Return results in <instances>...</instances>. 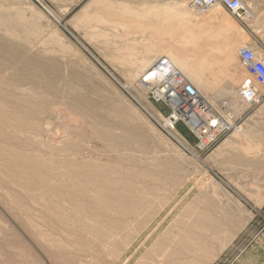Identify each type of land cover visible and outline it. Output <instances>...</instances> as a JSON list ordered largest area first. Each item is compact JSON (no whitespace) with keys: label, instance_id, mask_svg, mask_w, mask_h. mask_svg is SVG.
I'll use <instances>...</instances> for the list:
<instances>
[{"label":"rangeland","instance_id":"obj_1","mask_svg":"<svg viewBox=\"0 0 264 264\" xmlns=\"http://www.w3.org/2000/svg\"><path fill=\"white\" fill-rule=\"evenodd\" d=\"M189 3L0 0V19L9 34L1 20L0 33L49 62L42 76L31 70L29 82L36 79L45 89L40 91L71 98L78 78L87 95L83 102L95 118L103 117L128 139L117 152L92 136L97 148L92 152L76 138L80 152L66 158L61 152L50 156L43 136L16 135L7 127L13 136L3 145L7 150L25 153L27 142L48 152L44 156L51 157V165L44 173L50 186L43 185L41 171L32 181L9 182L8 173H24L20 163L0 170V264H244L249 254L252 264H264V101L237 113L230 105L233 96L224 92L237 91L246 76L238 57L241 46L264 50V0H251L256 18L245 23L223 8L201 17ZM218 14L227 19L222 22ZM27 25L33 33H27ZM150 54L185 73L216 112L232 114L227 117L232 129L209 149H198L184 122L176 129L164 126L171 109L150 99L140 83L143 73L156 69L144 67ZM50 108L38 121L42 126L51 122V130L58 132L59 118L56 111L51 116ZM66 160L122 161L129 178L122 188L128 200L139 198L140 213L131 211L134 201L124 208L114 198L93 201L96 190L92 198L83 196L85 186L70 182ZM58 188L59 198L54 196ZM98 203L109 212L97 213ZM77 206L83 210L77 212ZM60 241L64 244L57 245Z\"/></svg>","mask_w":264,"mask_h":264},{"label":"bare ground","instance_id":"obj_2","mask_svg":"<svg viewBox=\"0 0 264 264\" xmlns=\"http://www.w3.org/2000/svg\"><path fill=\"white\" fill-rule=\"evenodd\" d=\"M216 8H218V7H216ZM177 9L179 10L178 7H177ZM210 11L211 12H205V13H195L194 11L193 12L197 15H200V16L204 15L205 16V15H209V14H214L213 12L217 11V10H214V11L210 10ZM206 13H208V14H206ZM216 15H217V13H216ZM218 15H220V14H218ZM204 16H201V17H204ZM205 18H206V16H205ZM2 19H0L2 24L5 25V28L8 30V26L6 27L7 24ZM87 19H89V18H87ZM218 19H220L223 22L227 18L222 17L220 15V16H218ZM228 19H231V18L228 17ZM88 21H90V20H88ZM27 28L30 29L27 31L28 34L33 33L30 26L27 25ZM11 32H12V30H11ZM8 34H9V30H8ZM36 46H38V45H36ZM238 55H239V52H238ZM157 60H158L157 58L154 59V56L152 54H150V56L148 57L144 67H149L152 65L154 66V64L157 62ZM48 63L46 60H44V59H42L36 55H33V54L29 55V53L27 54L25 52V50L20 45L14 43L12 40L8 39V37H5L4 35H2L0 33V158H1L0 159V170L1 171L2 170L8 171L7 169L17 168L16 163H20L21 167L23 169L25 168L24 173H23V171L21 172V170H19V169L15 172L8 173L6 176L7 177L6 179L9 182H13V181L16 182V181H22V180H25L27 182L32 181V180H34L33 177L35 176V173L37 171H41V172H43V174L39 177L40 180L42 181L43 185L50 186L48 183V177L45 176L44 171H47V168H49V164H50L49 160L50 159H48V158H51V157L44 156V152H47V151H43L42 148L38 149V147H35L34 145L31 146L27 142L24 143V145H26V146H24L25 153L23 151H20V153H21L20 154L19 152H16V151L13 152L11 150H7L3 145L9 144V142L10 141L12 142V139H13L12 134L9 132H6V128L9 126H12L14 129L17 130V131H15L16 135L22 134L23 132L24 133L27 132L30 134V137L35 138V137H42L43 136L45 140L47 139V142L45 143V141H43V144H45V146L51 150L50 156H56L55 155L56 153L61 152V153H65L64 157H66V158L70 157L71 154H74L78 151L80 143L78 144L76 138L80 139V141L83 142L82 147L84 150H86V151L91 150L92 152H94L97 149L93 145L94 143L91 140L92 136H94V137L96 136L97 138L104 140V142H108V144H110L112 146L111 148L117 152L122 151V148L125 147L124 145L127 143V140H128L125 133L116 134V132H114V130H113L114 127L111 124H109L110 122L109 123L106 122V120H104L103 117L101 118V116H100L101 119H98V117L95 118L94 113L92 112V109H89L88 107H86V104H84L83 101L86 100L87 95L82 93L81 87L79 86L80 82H79L78 78L77 79L75 78L74 82H76V83L74 84V87H73V90L76 92V95L71 97V98L66 97L63 93H59L58 88L55 89V87H54V89L57 90V92L59 94L55 93V94L51 95V93L47 94L48 92L40 91V90L44 89V87L40 86V88H42V89H40L38 87L39 81L36 79H33L32 82H29L31 70L37 71L36 73L39 76H42V74H44L46 72V70L48 69V65H47ZM68 64L69 63H67V65L66 64H64V65L68 66ZM54 69H56V68H54ZM180 72H182V71H180ZM183 74L187 77V75L185 73H183ZM85 78L87 79V77H85ZM187 79H188V77H187ZM196 88L200 93L201 91L199 90V88L197 86H196ZM55 90L52 92H55ZM224 92L233 96L232 97L233 98L232 103L230 105H232L235 112L238 113V112L242 111V109H245L246 106L249 105L245 102V100L241 96H239L238 89L236 91L233 88H229V89H225ZM157 93H158V96H161V92L157 91ZM49 95H51L53 97L49 98ZM204 100L207 101L206 99H204ZM207 103H208V106L212 107V109L215 111V107H213L214 105L211 104L210 101L209 102L207 101ZM226 105L229 106V104H226ZM48 107L49 108L51 107L50 108L51 109V113H50L51 116H52V114H55V111H56V114L59 118L60 126H59L58 132H53L51 130V126H52L51 122L47 121L46 124L42 126V124H40L38 121L39 116L42 112L49 113V112H46ZM168 107H170V106H168ZM91 108H93V107L91 106ZM174 111H176V110H174ZM173 115L175 116V119H176V117H178L174 112H173ZM174 116H173V118H174ZM173 118L172 117H170V118L165 117L164 126L165 127H172L173 126L172 129H176V126H174L176 120H174ZM228 118L226 117V120L228 121V123L229 124L231 123V125H233V121L231 119L229 120ZM90 134H92V135H90ZM135 134H136V132H135ZM137 135H138L137 136L138 139L144 138L141 134H137ZM55 137L56 138L57 137L62 138V139L64 138L63 139L64 141L61 139L55 140ZM15 147H17V146L15 145ZM38 151L43 152V154L37 155L36 152H38ZM78 152H80V151H78ZM84 153H85V151H84ZM4 154H5V158H2L1 156H3ZM15 155H17V157H14ZM121 162L122 161H119V162L117 161L116 165L106 164V163H101V162H98V163L94 162L91 165L90 163L82 164L80 162L81 164H79V163L73 162L72 160H66L64 164H66L67 172L70 173V182H72L75 185V183L77 184V181H80L81 182L80 184L82 186H85L84 190L81 191L83 193V196H87L88 198L89 197L92 198L91 194H93V192L96 190L95 195L92 198L93 201L95 199H98L99 197H100L101 202H104L105 198H114L124 208L129 207L130 206L129 204L134 201L136 206H132V208H134V209H131V211L135 214H139L141 209H142L141 208L142 204L139 202V198L135 197L134 198L135 200L134 199L128 200L125 189L122 188V186L124 187L127 183L129 184V178L126 176V169L120 165ZM83 163H86V162H83ZM109 163H111V162H109ZM112 163H114V162H112ZM64 164H62V166ZM56 165H57V163H56ZM60 165H61V163H60ZM52 167H53V165H52ZM53 170L54 169H52V172H53ZM138 171H140V170H138ZM48 172H50V170ZM128 172H130V171H128ZM135 174L137 175V173H135ZM53 184H56V182L52 183L51 185H53ZM136 184H138V183L136 182ZM86 187H87V189H86ZM77 188H79V185ZM158 192L159 191L157 190V193ZM62 195L63 194H62L61 188H58L57 192L54 194V196H57L59 198ZM163 196H164V194H163ZM163 196H161V197H163ZM69 197L70 198L72 197L73 199H75V198H78V195H76V194L72 195L71 194ZM160 201H162V203H163V200H160ZM50 204L53 205V203H50ZM57 204L60 205L59 203H57ZM97 206H98L97 213L99 210L102 212H109L108 207L105 206L103 203H98ZM48 207H50V206H48ZM70 208H71V204H70ZM75 210L77 212H81L83 210V208L77 206V207H75ZM119 210L122 211V209H119ZM87 211L96 213V212L90 211V210H87ZM183 212H185V211H183ZM146 217H147V215H146ZM168 229L170 230V228H168ZM110 236H111V234H110ZM99 239H100V237H99ZM63 242L64 241H62V242L60 241L57 245H62V244H64ZM183 244L185 245V242ZM162 245H164V244H162ZM184 245L181 247L185 248ZM181 247H179V248H181Z\"/></svg>","mask_w":264,"mask_h":264},{"label":"built area","instance_id":"obj_3","mask_svg":"<svg viewBox=\"0 0 264 264\" xmlns=\"http://www.w3.org/2000/svg\"><path fill=\"white\" fill-rule=\"evenodd\" d=\"M189 6L195 13L223 8L243 23L256 18L251 0H191ZM238 57L246 72L238 87L239 96L249 105L264 101V50L245 44L241 46ZM153 67L156 69L143 73L140 83L147 88L150 99L170 106L169 118H173V112L178 116L173 118L176 120L174 126L180 121L187 125L200 151L209 149L232 129L233 125L228 123L226 117L208 106L196 86L166 58L158 60ZM157 91L161 92V96ZM226 104L223 103L224 106ZM226 116L232 118V114Z\"/></svg>","mask_w":264,"mask_h":264},{"label":"crops","instance_id":"obj_4","mask_svg":"<svg viewBox=\"0 0 264 264\" xmlns=\"http://www.w3.org/2000/svg\"><path fill=\"white\" fill-rule=\"evenodd\" d=\"M257 5H259V4L257 3ZM251 257H252V255L249 254L248 257L245 259L244 264H252Z\"/></svg>","mask_w":264,"mask_h":264}]
</instances>
